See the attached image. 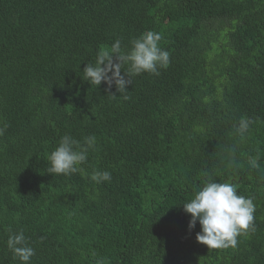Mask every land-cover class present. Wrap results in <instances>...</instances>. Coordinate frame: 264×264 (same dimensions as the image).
Returning <instances> with one entry per match:
<instances>
[{"label":"trees","instance_id":"trees-1","mask_svg":"<svg viewBox=\"0 0 264 264\" xmlns=\"http://www.w3.org/2000/svg\"><path fill=\"white\" fill-rule=\"evenodd\" d=\"M147 31L170 64L130 75V99L83 80L101 47L127 53ZM0 130V264H21L7 247L20 230L31 264H264V0H0ZM66 134L96 147L52 176ZM209 177L256 206L236 248L189 231L182 204Z\"/></svg>","mask_w":264,"mask_h":264},{"label":"clouds","instance_id":"clouds-1","mask_svg":"<svg viewBox=\"0 0 264 264\" xmlns=\"http://www.w3.org/2000/svg\"><path fill=\"white\" fill-rule=\"evenodd\" d=\"M161 39L159 33L147 31L131 41L132 47L127 53L122 51L119 39L110 49L101 47L97 52L95 64L88 63L84 68L83 80L98 87L103 82L108 90L115 86L116 92L120 94L119 98L122 96L123 99H130L127 95V87L131 84L130 75L148 73L159 76V69L169 66L170 54L159 46ZM125 64L129 67L122 70ZM109 95L113 99L118 98L115 94ZM252 123L254 121L249 118L240 119L236 131L241 139L248 133ZM2 134L3 131L0 130V135ZM95 147V136L87 137L85 145L81 147L71 135H64L58 147L49 156L50 166L47 173L52 176H70L82 172L81 165L87 162L89 150H95ZM229 166H236L234 150ZM250 167H259L257 159L250 158ZM91 179L97 184L108 182L111 180V173L96 171ZM182 205L184 212L191 217L189 231L194 230L197 222L199 223L201 231L196 234V241L205 245L209 252L236 248L238 237L249 236L255 231L256 206L251 198L238 194L235 184L216 182L209 177L194 197ZM7 247L21 264H31L35 250L29 245L23 230L9 236ZM96 264L105 262L99 259Z\"/></svg>","mask_w":264,"mask_h":264}]
</instances>
